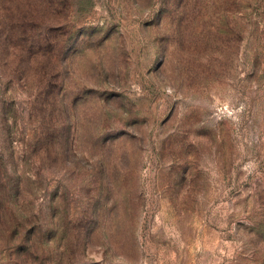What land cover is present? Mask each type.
<instances>
[{
	"label": "rangeland",
	"instance_id": "1",
	"mask_svg": "<svg viewBox=\"0 0 264 264\" xmlns=\"http://www.w3.org/2000/svg\"><path fill=\"white\" fill-rule=\"evenodd\" d=\"M30 1L0 4V264H264V0Z\"/></svg>",
	"mask_w": 264,
	"mask_h": 264
},
{
	"label": "trees",
	"instance_id": "2",
	"mask_svg": "<svg viewBox=\"0 0 264 264\" xmlns=\"http://www.w3.org/2000/svg\"><path fill=\"white\" fill-rule=\"evenodd\" d=\"M2 1L3 0H0V4L2 3ZM11 1L19 2L20 0H11ZM48 1H50V0H31L28 4H25V3L23 4V6H24L23 9L17 10V9H19V8H17L16 10L15 9H13V10L17 13H21V15H23V17H25L26 19H29V18L33 17V10H34V7L36 8V6L41 5L42 8L45 10L44 12H46L47 10L50 11ZM47 4H48V9H47Z\"/></svg>",
	"mask_w": 264,
	"mask_h": 264
}]
</instances>
